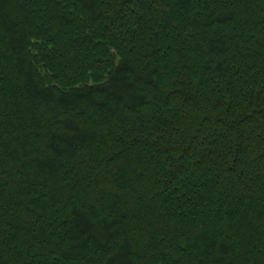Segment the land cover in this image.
<instances>
[{
    "label": "trees",
    "instance_id": "trees-1",
    "mask_svg": "<svg viewBox=\"0 0 264 264\" xmlns=\"http://www.w3.org/2000/svg\"><path fill=\"white\" fill-rule=\"evenodd\" d=\"M0 264H264V0H0Z\"/></svg>",
    "mask_w": 264,
    "mask_h": 264
},
{
    "label": "rangeland",
    "instance_id": "rangeland-1",
    "mask_svg": "<svg viewBox=\"0 0 264 264\" xmlns=\"http://www.w3.org/2000/svg\"><path fill=\"white\" fill-rule=\"evenodd\" d=\"M142 88V87H141Z\"/></svg>",
    "mask_w": 264,
    "mask_h": 264
}]
</instances>
